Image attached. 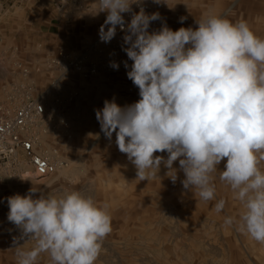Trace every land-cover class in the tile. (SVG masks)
Segmentation results:
<instances>
[{
  "label": "clouds",
  "instance_id": "1",
  "mask_svg": "<svg viewBox=\"0 0 264 264\" xmlns=\"http://www.w3.org/2000/svg\"><path fill=\"white\" fill-rule=\"evenodd\" d=\"M93 3L92 15L107 13L99 29L101 42H110L117 26L125 32L123 51L132 61L127 77L140 97L124 106L105 100L95 110L100 131L108 140L115 133L118 150L140 181L156 176L163 164L173 184L182 171L183 188L209 202L216 199L218 173L243 206L238 217L228 216L224 224L264 244V39L246 22L222 16L202 18L196 29L173 31L165 24L149 32L160 15L147 14L141 0ZM124 13H131L130 22ZM110 66L119 67L115 62ZM225 158L224 170L218 171ZM176 161L179 169L173 167ZM36 191L7 198L8 221L20 229L21 239L36 242L29 250L14 248L17 264H36L42 253L51 264H95L112 232L107 205L79 191L34 199ZM225 203L217 201L214 211L220 213Z\"/></svg>",
  "mask_w": 264,
  "mask_h": 264
},
{
  "label": "rangeland",
  "instance_id": "2",
  "mask_svg": "<svg viewBox=\"0 0 264 264\" xmlns=\"http://www.w3.org/2000/svg\"><path fill=\"white\" fill-rule=\"evenodd\" d=\"M148 1L152 2L149 14L160 15L153 21L155 27H149L152 32L165 24L173 31L190 24L196 29L197 22L186 20L191 10L187 5L196 7L199 2L213 0ZM233 1H246L252 7L201 10L205 12L203 18L222 16L233 23L244 21L264 39V0ZM94 11L93 0H0V102L19 99L26 92L44 100L55 127L40 135L37 151L66 164L42 180L16 173L29 169L25 160L19 170L0 173V212L9 210L8 197L25 195L31 188L37 189L34 199L79 191L98 205H107L112 218V232L103 240L95 264H264V244L224 224L226 217H238L243 206L218 173L214 174L216 199L204 202L183 188L182 171L173 184L163 164L156 176L140 181L134 165L118 150L115 133L111 140L105 138L95 110L102 109L105 100H115L121 106L138 101L139 89L132 81L122 89L127 96L124 99L119 93L121 87L104 78L114 68L85 76L61 74L52 67L50 61L59 51L78 55L96 38L107 13L94 16ZM123 60L132 64L125 51L114 55L116 64ZM54 95L66 99L62 114L52 105ZM62 119L68 122V129L59 126ZM155 155L167 158L166 152ZM225 164L226 158L218 171H223ZM173 167L179 169V162ZM260 167L264 170V161ZM220 199L226 203L217 213L214 204ZM20 237L16 231L15 243L7 245L6 238L0 236V264H17L15 247L29 250L35 246V241ZM36 264H51L48 254H40Z\"/></svg>",
  "mask_w": 264,
  "mask_h": 264
},
{
  "label": "built area",
  "instance_id": "3",
  "mask_svg": "<svg viewBox=\"0 0 264 264\" xmlns=\"http://www.w3.org/2000/svg\"><path fill=\"white\" fill-rule=\"evenodd\" d=\"M199 1V0H193ZM164 3V2H161ZM152 2L141 0L147 14L151 11ZM133 11L138 12L137 5L132 6ZM126 22H130L131 13H124ZM150 28L155 27L153 21ZM125 32L117 26L115 37L108 43L101 42L99 32L96 38L86 44L80 54L59 51L51 59L50 64L60 70L61 74L76 73L82 75H96L100 71H111L110 66L114 62V55L123 52V37ZM49 93V91L47 92ZM53 96L52 105L58 114L63 113V105L66 99ZM49 106L42 99H35L26 92L18 98H10L6 102H0V173L8 170H19L22 160L29 166L24 174L36 180L49 178L57 173V169L66 166L61 161H53L45 152L37 151L40 135H47L55 127L54 120L49 115ZM60 127L68 129V122L63 119L58 123ZM15 173V174H16ZM9 210L0 212V236L6 238L7 245L15 241V232H20L14 224L8 221ZM27 239V238H26ZM34 241V240H29Z\"/></svg>",
  "mask_w": 264,
  "mask_h": 264
},
{
  "label": "crops",
  "instance_id": "4",
  "mask_svg": "<svg viewBox=\"0 0 264 264\" xmlns=\"http://www.w3.org/2000/svg\"><path fill=\"white\" fill-rule=\"evenodd\" d=\"M251 3L246 2V1H233V0H213L211 2H199L198 5L196 7L192 6L191 4L187 5V8L191 9L188 13H186V20L188 23H190L192 21L193 24H195V22L201 20L204 15L205 12L201 11V10H206V9H212V8H228V7H238V8H249L252 7L250 5ZM194 8L199 9L198 11L193 10ZM249 24H251L249 22ZM194 25H188V27H193ZM196 26V25H195ZM170 27V25L168 26ZM187 27V26H185ZM187 27V28H188ZM250 27V26H249ZM250 29L256 34V32L254 31V26H252V28L250 27ZM125 35V34H124ZM125 62H127L126 60H123L119 67L117 69H115L112 74H107L104 75L106 77H109V79H107L106 81H110V82H116V85L121 87L119 93L120 96L124 99H126V94L124 95V92L122 91V89H125V85L129 84L131 80L128 79L127 77V71L130 70V64H128V67H125ZM99 77H97V79H101L102 76L98 75ZM96 79V78H95ZM96 79V80H97ZM111 79V80H110Z\"/></svg>",
  "mask_w": 264,
  "mask_h": 264
}]
</instances>
